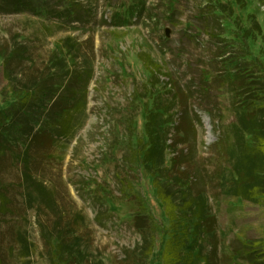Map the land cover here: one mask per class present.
Wrapping results in <instances>:
<instances>
[{
  "label": "rangeland",
  "instance_id": "1",
  "mask_svg": "<svg viewBox=\"0 0 264 264\" xmlns=\"http://www.w3.org/2000/svg\"><path fill=\"white\" fill-rule=\"evenodd\" d=\"M218 1L224 0H61L73 9L67 18L0 14V53L24 47L36 60L28 74L49 69V59L61 56L59 44L66 37L74 45L63 76L77 71L81 78H70V124L62 127L64 137L55 138L44 175L60 183L68 206L84 216L91 238L86 244L88 264H138L127 258L138 253L140 225L154 238L145 264H162L168 221L135 154L150 108L166 109L163 119L169 120L171 146L165 164L170 166L175 157L182 167L178 169L194 177L189 190L196 214L204 215L198 230H193L194 220L188 223L190 249L183 250L180 264H250L247 248L264 255V203L232 197L222 186H227L231 171L224 162L228 147L223 141L221 154L217 142L223 131L230 134L235 98L210 62L215 45L206 31L216 25L217 15L207 12L205 3L212 9ZM228 2L238 23H258L251 27L252 49H264V0ZM72 18L76 21L69 22ZM224 34L230 39L234 32L230 27ZM62 86L57 82L54 93ZM13 100L0 60V108ZM27 224L35 249L32 264H45L38 256L42 243L32 212ZM252 259L257 262L260 255Z\"/></svg>",
  "mask_w": 264,
  "mask_h": 264
},
{
  "label": "trees",
  "instance_id": "2",
  "mask_svg": "<svg viewBox=\"0 0 264 264\" xmlns=\"http://www.w3.org/2000/svg\"><path fill=\"white\" fill-rule=\"evenodd\" d=\"M52 1L0 0V14L45 13L63 18L72 15L73 9L62 6L61 0ZM228 1H218L212 9L205 3L207 12L217 15L216 25L206 31L215 45L210 62L235 98L231 105L234 118L230 122V134L223 131V139L217 142L221 154L228 147H225L228 151L224 162L231 171L227 186H222L232 197L261 205L264 203V49L259 48L257 52L252 49L255 30L251 27L258 23L254 20H249L250 26L238 23L239 18L233 16V7ZM224 13L230 17H221ZM72 19L69 22L76 21ZM227 23L234 32L230 39L224 34L230 28ZM70 40L66 37L59 44L61 56L49 59L53 64L49 69L45 66L29 74L28 69L35 66L36 60L24 47L0 53L4 79L14 97L8 106L0 108V264H32L35 249L27 230L30 212L42 243L38 256L45 264L89 263L86 252L91 238L82 212L70 208L65 189L44 175V165L54 156L55 138L64 137L67 133L62 127L70 124L67 116L71 111L70 100L74 99L70 78L72 81L81 78L77 71L63 76L70 68L67 63L72 60L71 53L67 54L74 47ZM14 61L16 65L12 68ZM59 81L63 86L57 91L60 94L63 91L62 95L53 90ZM170 90L175 98V91ZM165 113L164 108L145 110L143 137L136 142L135 154L152 179L155 195L168 221L162 264H180L183 250L190 249L188 223L194 220L193 230H198L204 215L202 211L196 214L193 192L189 190V179L194 177L178 169L182 167L176 164L175 157L169 160L170 166L165 164V155L171 146L169 120L163 119ZM171 167L187 176V180L177 178ZM141 226L138 253L128 255L127 259L145 264L152 254L154 238ZM258 250L246 249L250 264H264V255ZM259 255V261L252 259Z\"/></svg>",
  "mask_w": 264,
  "mask_h": 264
}]
</instances>
